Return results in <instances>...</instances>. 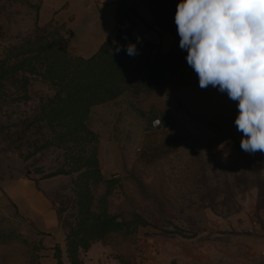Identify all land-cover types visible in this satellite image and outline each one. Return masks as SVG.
Wrapping results in <instances>:
<instances>
[{
	"label": "rangeland",
	"instance_id": "374dc122",
	"mask_svg": "<svg viewBox=\"0 0 264 264\" xmlns=\"http://www.w3.org/2000/svg\"><path fill=\"white\" fill-rule=\"evenodd\" d=\"M40 1L2 6L0 56L32 34L36 24L43 27L51 19L56 2L40 12ZM81 30L76 29L77 34ZM79 41L76 37L71 46H79ZM182 67L161 90L132 86L91 109L87 125L98 139L102 176L117 180L110 191L106 184L92 187L94 208L105 197L110 214H139L150 225L140 226L131 238L111 236L108 245L132 248V255L135 249L138 264L148 260L137 254L150 238L174 241L186 261L194 254L201 257L197 250L213 253L214 244L234 264H264V152L241 149L243 134L234 123L236 102L217 88L201 89L198 76L181 79ZM53 92L37 80L30 86L29 101L0 104V181L27 176L45 180L65 236L62 226L73 223L75 175L45 177L68 167L67 149L45 146L51 136L46 128H24L39 112L40 97ZM155 119L163 127L154 128ZM41 235L0 195V264H40ZM131 254L121 252L128 260Z\"/></svg>",
	"mask_w": 264,
	"mask_h": 264
},
{
	"label": "trees",
	"instance_id": "16d2710c",
	"mask_svg": "<svg viewBox=\"0 0 264 264\" xmlns=\"http://www.w3.org/2000/svg\"><path fill=\"white\" fill-rule=\"evenodd\" d=\"M144 1L154 16V24L174 37V43L165 54H161L158 46L151 41L134 34L138 18L136 6L131 0H118L115 42L106 41L90 58L71 55L65 49L63 44L72 32L65 24H57L53 19L43 27L36 24L32 34L24 37L19 44L8 46L0 56V104L6 100L29 101L30 86L37 80L54 91L53 95L40 97L39 112L24 128H46L51 136L45 146L67 149L68 167L45 177L75 175L72 180L73 223L62 226L65 230L67 264H84L82 254L98 242L111 247L121 264H138L135 249L132 255V248L121 250L115 244L108 245V239L119 235L131 238L140 226L149 223L139 214L129 217L110 214L105 197L100 199L98 209L94 208L92 187L106 184L110 191L117 180L107 181L102 176L98 139L89 129L87 121L93 107L114 100L132 86L150 92L163 89L169 77L187 63V51L179 46L175 0H170L171 4L167 0ZM26 3L27 0H0V13L5 4ZM2 36L0 28V38ZM129 43L136 45L135 56L126 52ZM117 48L120 50L117 51ZM157 120L161 126V120L154 121ZM164 125H167L165 120ZM174 230L177 229L174 227ZM165 233L175 234V231ZM187 238L193 239L195 235ZM53 250L57 264H66L61 247L56 246ZM121 252L131 254L132 263Z\"/></svg>",
	"mask_w": 264,
	"mask_h": 264
},
{
	"label": "clouds",
	"instance_id": "9594fccd",
	"mask_svg": "<svg viewBox=\"0 0 264 264\" xmlns=\"http://www.w3.org/2000/svg\"><path fill=\"white\" fill-rule=\"evenodd\" d=\"M175 23L200 88L236 102L241 149L264 152V0H180ZM126 52L135 56L136 45Z\"/></svg>",
	"mask_w": 264,
	"mask_h": 264
},
{
	"label": "crops",
	"instance_id": "0c3cea01",
	"mask_svg": "<svg viewBox=\"0 0 264 264\" xmlns=\"http://www.w3.org/2000/svg\"><path fill=\"white\" fill-rule=\"evenodd\" d=\"M167 1L171 4L170 0ZM51 2H56V6L51 8L53 16L49 21L53 19L60 25L65 24L67 29L70 28L72 31V36L65 43L68 52L87 59L93 56L106 41L115 42L118 0H43L40 4V12ZM179 2L180 0L174 1L176 7ZM131 3L136 6L138 16L134 34L157 45L161 54L167 53L174 43V37L154 24V16L144 0H131ZM80 26L82 30L77 34L76 29ZM76 37L80 38L79 46H71ZM178 75L181 79L187 75L197 76L187 63L183 65ZM46 187L45 180L32 176L14 177L0 181V195L16 214L33 226L36 234L42 233L39 238L45 249L41 253L40 264H57L53 250L56 246L63 250V261L67 264L65 236L59 225L57 209ZM168 240L150 238L137 255L148 259L145 264H167L168 260L175 261L176 264L186 262L198 264L205 260H209L212 264H234L232 259L227 258L226 251L223 252L214 244H212L213 253L197 250L202 256L194 254L186 261L182 248L174 241ZM153 247L158 248L160 256L153 253ZM113 254L111 247L98 242L84 253L82 260L84 264H121Z\"/></svg>",
	"mask_w": 264,
	"mask_h": 264
},
{
	"label": "built area",
	"instance_id": "2783aa9c",
	"mask_svg": "<svg viewBox=\"0 0 264 264\" xmlns=\"http://www.w3.org/2000/svg\"><path fill=\"white\" fill-rule=\"evenodd\" d=\"M157 121H158V120H157ZM157 121H154V122H153V126H154V128L160 126V122H159V124H157Z\"/></svg>",
	"mask_w": 264,
	"mask_h": 264
}]
</instances>
